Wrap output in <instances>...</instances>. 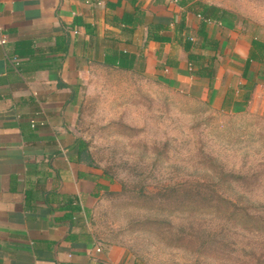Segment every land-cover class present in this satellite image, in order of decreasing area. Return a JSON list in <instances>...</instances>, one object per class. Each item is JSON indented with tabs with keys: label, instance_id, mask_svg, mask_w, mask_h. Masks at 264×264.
Listing matches in <instances>:
<instances>
[{
	"label": "crops",
	"instance_id": "0c3cea01",
	"mask_svg": "<svg viewBox=\"0 0 264 264\" xmlns=\"http://www.w3.org/2000/svg\"><path fill=\"white\" fill-rule=\"evenodd\" d=\"M0 34V264H145L91 224L116 190L78 129L97 73L264 105V26L212 0H0Z\"/></svg>",
	"mask_w": 264,
	"mask_h": 264
},
{
	"label": "rangeland",
	"instance_id": "374dc122",
	"mask_svg": "<svg viewBox=\"0 0 264 264\" xmlns=\"http://www.w3.org/2000/svg\"><path fill=\"white\" fill-rule=\"evenodd\" d=\"M212 1L264 26V0ZM82 97L78 129L116 180L91 216L102 240L145 264H264V105L220 111L123 72Z\"/></svg>",
	"mask_w": 264,
	"mask_h": 264
},
{
	"label": "built area",
	"instance_id": "2783aa9c",
	"mask_svg": "<svg viewBox=\"0 0 264 264\" xmlns=\"http://www.w3.org/2000/svg\"><path fill=\"white\" fill-rule=\"evenodd\" d=\"M6 41H7L6 37L3 34H0V44H4L6 43ZM31 123L33 127H37L39 125H43L44 121H41L39 117H34L31 119ZM97 251L101 252V248L98 247Z\"/></svg>",
	"mask_w": 264,
	"mask_h": 264
},
{
	"label": "trees",
	"instance_id": "16d2710c",
	"mask_svg": "<svg viewBox=\"0 0 264 264\" xmlns=\"http://www.w3.org/2000/svg\"><path fill=\"white\" fill-rule=\"evenodd\" d=\"M211 10H213V11H217V10H219L217 7H211ZM108 172V171H107ZM109 173V172H108ZM110 174V173H109ZM112 176V175H111ZM113 177V176H112ZM250 213H248V215H249ZM263 222H264V220H263Z\"/></svg>",
	"mask_w": 264,
	"mask_h": 264
}]
</instances>
